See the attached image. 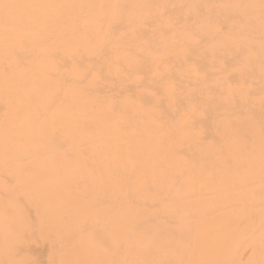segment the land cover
<instances>
[{"label": "bare ground", "instance_id": "1", "mask_svg": "<svg viewBox=\"0 0 264 264\" xmlns=\"http://www.w3.org/2000/svg\"><path fill=\"white\" fill-rule=\"evenodd\" d=\"M161 3L0 0V263L35 264L37 247L77 249L75 230L66 233L63 225L74 224L81 212L93 241L112 250L113 261L107 264H189L192 256L204 262L200 252L212 230L205 221L217 227V209L224 204L222 187L205 183L202 171L218 163L205 151L243 135L239 153L226 160L228 168H239L246 156L264 155V40L166 42L159 34L167 26L159 28L154 17ZM188 28L215 31L209 23ZM231 30L242 29L233 25ZM51 59L55 66L49 67ZM27 95L39 115L30 130L40 136V147H23L16 154L18 150L6 147L25 131ZM104 109L108 114L98 117ZM64 113L70 118H62ZM127 134L146 141L156 156L139 176L118 166L120 158L131 154L124 144ZM181 138L186 143L179 146ZM18 155L26 179L17 175ZM51 160L54 172H48ZM39 169L46 175L39 177ZM166 174L174 177L173 189L157 183ZM262 174V182L252 186L254 205L226 208L224 217L239 230L207 245L210 264H264V221L257 220L264 212ZM111 182L120 185L119 195L110 194ZM25 184L33 192L23 190ZM148 184L157 190V201L137 202L132 194ZM64 196L71 200L58 206L65 214L61 225L56 217L44 225L46 232L59 235L46 233L43 242L34 236L24 243V228L42 230L36 222L50 217L47 204ZM85 198L92 200L84 204ZM161 200L168 207L159 209ZM120 203L136 219L122 228V242L115 247L108 225ZM6 229L10 236H4ZM39 241L42 246L34 245ZM57 259L53 254L51 260Z\"/></svg>", "mask_w": 264, "mask_h": 264}, {"label": "rangeland", "instance_id": "2", "mask_svg": "<svg viewBox=\"0 0 264 264\" xmlns=\"http://www.w3.org/2000/svg\"><path fill=\"white\" fill-rule=\"evenodd\" d=\"M171 7H174L175 10H170ZM155 19H158L159 28L163 25H166L167 28L162 30L159 35L165 38L166 42H175L178 39H187L193 42L205 37L219 38L220 40H236V39H245L247 40L250 37H255L258 41L264 40V0H162L161 5H158L154 8ZM175 12V13H174ZM145 14H148V11H145ZM201 23H209L211 27L214 28L213 33H204L203 31L190 29L189 25H196ZM237 25V28L242 29L241 31H232V27ZM250 28H245L248 26ZM158 28V29H159ZM183 44H180L178 49H182ZM37 61L41 63V58H38ZM55 60L51 59L49 61V67L55 66ZM59 70L57 68L53 69V72L56 73ZM75 74V73H74ZM26 103L28 104L26 108V114L22 122V126L25 131H22L19 137L13 140L11 143H7L8 149L18 150L16 154H19V150L25 148L36 149L40 147V136H37L36 130H30V125H34L35 122L38 124L37 113L31 109L30 97L27 95L25 98ZM47 112V109H44ZM108 110L104 109L103 111H98V117H104L108 114ZM85 113L80 114L81 119L88 120V116L84 115ZM62 118H70L67 113L61 115ZM224 127H226V122L222 121ZM61 127L64 129L66 127V122H60ZM36 128V126L34 127ZM95 131H99L96 127ZM193 137H198V131L192 133ZM128 134L124 140V144L129 148L131 154L120 158L118 166L123 171H126L129 174L137 173L138 176L140 173L145 172V167L155 163L156 156L154 155L151 149L145 147L146 141L143 139H130ZM128 138V139H127ZM144 139H148L147 136H144ZM245 142V136L243 135H233L232 137H227L220 142L212 144L205 151L206 156L214 157L218 160L215 168H209L203 170L205 183L209 186L213 182H217L220 187H222L223 194V207L218 208V216L221 221L217 227H215L209 219H206L205 223L211 226V235L209 236L205 248L201 250L200 256L204 259V262L198 263L195 256H192L189 264H210L211 256L206 249L207 245H215L221 243L219 238L222 235H228L232 232H237L239 227L231 223L230 220L224 217L227 214V207L233 208L238 204L247 203L250 206L256 203V195L253 191V184L256 181L261 183L263 180V171H264V155L260 154L255 158L251 156H246L244 158V163L237 169L228 168L226 160L235 154L239 153L240 147ZM185 142L184 138L178 140L177 144L183 145ZM251 157V158H250ZM51 166L48 172H54L57 169L56 165L51 160ZM161 162H158L160 164ZM15 164L17 165V175L20 178L26 179L28 174L27 170L24 169L22 163V157L20 155L15 157ZM39 177L46 175L43 169H39L35 172ZM68 175L75 178L73 172H68ZM80 176L83 173L79 174ZM78 176V173H77ZM157 183H161L163 186L161 188L170 190L174 186V177L173 175H162L157 178ZM19 186V185H14ZM111 189L110 194L112 196L119 195L121 191L120 185L114 182H111L109 185ZM241 188V193L239 190ZM29 185H22L23 190L33 192ZM133 198L137 202L146 203L148 201H157V190L151 188V184H148L144 190L140 193L134 192L132 194ZM26 199V198H25ZM71 200L70 196H64L59 202H50L47 204V209L50 212V217L46 216L45 218H38L36 222V227L42 226V230H38L36 233L33 228L27 226L24 228V233L22 235V241L26 239L31 243L34 236L36 239L40 238L43 242L46 236V233L59 235V231L46 232L47 229H44V225L48 222L51 217H56L59 219V225H61L62 220L64 219L65 214L58 207L61 204L68 203ZM91 198H85L84 204L90 203ZM160 201L158 207L162 209L165 205L168 207V201L165 200V203ZM12 201H9V203ZM13 203V202H12ZM14 204V203H13ZM11 205V204H10ZM125 203H120L116 206L115 214L113 215L114 221H111L108 228L111 230V238L115 245L118 247L122 242L121 233L122 228L126 226L130 221H134L136 218L131 214L122 211ZM264 207V205H263ZM26 208V207H25ZM40 220V221H39ZM259 222L264 221V212L259 215L257 218ZM84 217L81 214L76 215L75 223L70 225H63L64 231L70 233V231L75 230L76 232V248H72L70 245H64L56 249L55 247H37V250H34V255L38 258V261L35 264H67L69 261L71 264H107L108 260H112V250L106 248L104 245L96 244L92 237V230L84 228ZM255 226L254 228L256 229ZM8 229V228H7ZM4 231V236H10L9 230ZM40 243V244H39ZM35 242L34 245H43L39 241ZM9 252L5 251L4 254ZM57 253V256H56ZM54 254L55 258H58L56 261H52V255ZM244 258L249 256V253L246 252ZM76 262V263H74ZM3 264V263H0Z\"/></svg>", "mask_w": 264, "mask_h": 264}]
</instances>
